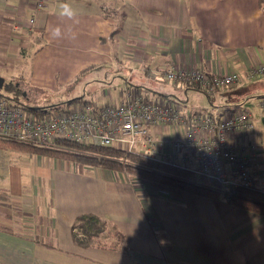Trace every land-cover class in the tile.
I'll return each instance as SVG.
<instances>
[{
	"label": "crops",
	"instance_id": "1",
	"mask_svg": "<svg viewBox=\"0 0 264 264\" xmlns=\"http://www.w3.org/2000/svg\"><path fill=\"white\" fill-rule=\"evenodd\" d=\"M65 2L76 12L75 22L59 17ZM55 25L74 33L75 39L50 38L49 26ZM261 64L264 10L260 0H52L41 11L35 9L34 0H0L3 87L8 83L32 86L35 104L83 90L99 101L121 103L129 91L173 104L182 89L195 88L167 82L158 73L197 68L211 76L240 74L235 89L237 96H243L240 90L252 80L249 68ZM116 78L124 80L122 87L109 89V81ZM113 88L119 89L113 93ZM208 99L210 107L202 113L216 112L221 119L239 106L233 102L221 106L217 96ZM88 100L82 102L92 105ZM174 104L187 115L198 113ZM253 114L258 121L255 132L235 144L257 146L254 163L261 177L256 188L264 194V117L259 110ZM160 129L162 138H173L172 127ZM83 169L95 178L67 182L71 175L63 172L57 178L66 181L59 187L51 178L36 180L41 195L46 184L55 189L58 207L55 201L52 204L58 219L53 222L44 212L33 218L39 205L9 207L8 199L18 201V192L8 184L0 187V264H264V215L237 208L228 199L181 191L126 173ZM14 210L21 212L15 222ZM83 216L99 221L74 230ZM50 228L56 236H49ZM74 233L82 243L75 242ZM52 238L53 245L48 244Z\"/></svg>",
	"mask_w": 264,
	"mask_h": 264
},
{
	"label": "built area",
	"instance_id": "2",
	"mask_svg": "<svg viewBox=\"0 0 264 264\" xmlns=\"http://www.w3.org/2000/svg\"><path fill=\"white\" fill-rule=\"evenodd\" d=\"M34 1L37 11L48 6V0ZM29 22L33 25L35 17ZM262 75V64L248 70V79ZM158 76L167 82L198 87L209 97L218 90L236 88L242 80L237 73L211 76L198 68L172 69ZM79 104L83 108L72 105L67 110H53L37 118L0 97V138L52 149L59 140L113 147L129 155L188 170L199 179L207 178L211 184H220L228 199L236 188L257 189L256 182L261 177L254 163L257 146L235 144L256 130L258 121L250 111L238 110L225 119L212 111L187 115L182 107L151 101L142 93L129 91H125L119 105ZM258 110L264 117V97ZM163 127H172L171 140L161 137ZM169 144L171 150L167 151Z\"/></svg>",
	"mask_w": 264,
	"mask_h": 264
},
{
	"label": "trees",
	"instance_id": "3",
	"mask_svg": "<svg viewBox=\"0 0 264 264\" xmlns=\"http://www.w3.org/2000/svg\"><path fill=\"white\" fill-rule=\"evenodd\" d=\"M260 5L264 10V0H260ZM21 55L24 56V50L21 51ZM4 88H6L7 92L9 89L10 97L0 93L1 98L5 99L11 106L21 107L37 118H43L44 115L53 110H67L72 105L79 104L83 101L82 98H77L69 102L61 103L62 105L57 104L42 107L31 101V94L35 90L32 86L28 85L25 88L7 85L0 90H4ZM193 88L203 92L198 87ZM82 103L89 105L86 102ZM235 109L237 111L243 110L241 106H237ZM0 149L39 155L52 159L67 160L85 167L107 169L121 173L126 172L129 175L136 176L145 181L158 183L181 191L191 192L213 199H228L225 189L220 184H211L207 178L199 179L188 170L129 155L113 147L59 140L56 143V148L52 149L0 138ZM228 200L237 208L264 215V194L258 189L236 188L235 193ZM98 221L99 219L94 216H83L78 219L73 229L76 230L87 224L95 225ZM74 240L76 243H82L75 233Z\"/></svg>",
	"mask_w": 264,
	"mask_h": 264
},
{
	"label": "rangeland",
	"instance_id": "4",
	"mask_svg": "<svg viewBox=\"0 0 264 264\" xmlns=\"http://www.w3.org/2000/svg\"><path fill=\"white\" fill-rule=\"evenodd\" d=\"M51 1L52 0H48L47 5H49ZM32 59H34V57H32ZM123 83H124L123 79L116 78L115 82L109 81L108 88L111 89V87L119 85V84H120V87H122ZM5 85L10 86L9 83ZM244 86H245L244 90H240V91H243V94H242L243 96H237L238 91L235 88L218 90L215 94L218 97L217 103L221 104V106H227L228 104L233 102L236 105L241 106L243 110H247L252 113H257L258 108H259V102L261 100V98H259V95L264 93V75L260 76L259 78L256 77L252 79L248 84L245 83ZM119 88H116V89L113 88L112 89L113 93H116ZM184 89H182V93H179L178 95L174 96L173 101H171L173 102V104L171 105H173L174 107L180 108L181 106L174 104V103L183 104L185 105L183 107H185V111L187 112L195 111L198 113H202L203 111L208 109L207 106L209 105V99H208L207 94L205 95L204 93H201L200 91H197L191 88H184ZM88 92L89 91L83 90L82 92L73 93L65 97L64 96L62 97L49 96L48 98H44V100L41 101L40 103H37V105L42 106V107H48L51 105H57V104H61L64 102H69L78 97H81L82 100L84 101H89L88 99H90V102L92 104L91 106L93 107L97 106L96 102H99V103L101 102L104 105H107V104L119 105L120 103L119 99H115L110 102L99 101L97 97L96 98L94 97L95 94L91 95ZM0 93H3L4 95L10 97L9 89L7 92L6 88H4V90H0ZM186 93H189V94L186 95ZM216 96L215 98L210 97L211 100L216 99ZM165 99L167 100L168 97ZM167 101H169V99ZM72 107L79 108V109L83 108L81 104H75ZM84 167L85 166L83 165H80V164H77L71 161H67V160L49 159V158H44V157L35 156V155H27L24 153L13 151V150H7V151L0 150V187H2V185L5 186L8 184L9 189L12 186V191L18 192L17 195L20 197L19 200L16 201L15 199H11V200L8 199V201H10L8 202L9 207L13 206V208H18L22 206V204H28V202L34 206L39 205V207H35L36 211L34 213L33 218H36L37 215L44 212L45 214L49 215V219H52L51 221L53 222L54 220L56 221V219H58V216L56 215L57 211H55V214L53 213V204H52L55 201L54 200L55 189L49 190L48 184H46L44 186L45 190L42 191V195H43L42 196L40 189L38 188L36 184V180L47 182V180L50 181V178H51V181H53L54 185L59 187L63 181H66L65 178L58 179L57 176L59 174H63V175L64 173L68 175L70 174L71 177H69L67 182L69 181L72 182L77 179L90 180V179L95 178L94 175L91 176L90 174L85 172L83 169ZM95 169H100V168H95ZM115 172L117 174L119 173L118 171H115ZM131 177L135 179L138 178L133 175H131ZM20 186L23 187V189L19 190ZM69 192H70L69 194H71V190ZM1 196L2 194H0V197ZM55 205L56 207H58L57 201H55ZM16 212H17L16 210L11 212V216H12L11 219L13 220V222L21 219L20 218L21 212H19V214H17ZM15 213L17 215L13 216V214ZM49 234H50L49 236H51V234H53V236L57 235V233L52 232L51 228L49 229ZM47 242L48 244L53 245L54 243L53 238L52 240H48Z\"/></svg>",
	"mask_w": 264,
	"mask_h": 264
},
{
	"label": "clouds",
	"instance_id": "5",
	"mask_svg": "<svg viewBox=\"0 0 264 264\" xmlns=\"http://www.w3.org/2000/svg\"><path fill=\"white\" fill-rule=\"evenodd\" d=\"M59 17L75 22L76 12L68 3H62L58 12ZM49 36L52 39H75L74 33L65 32L60 25L49 26Z\"/></svg>",
	"mask_w": 264,
	"mask_h": 264
},
{
	"label": "water",
	"instance_id": "6",
	"mask_svg": "<svg viewBox=\"0 0 264 264\" xmlns=\"http://www.w3.org/2000/svg\"><path fill=\"white\" fill-rule=\"evenodd\" d=\"M4 81L0 78V89H2Z\"/></svg>",
	"mask_w": 264,
	"mask_h": 264
}]
</instances>
